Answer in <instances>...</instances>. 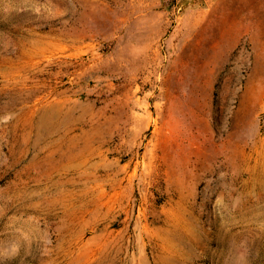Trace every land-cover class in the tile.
<instances>
[{"label":"rangeland","instance_id":"1","mask_svg":"<svg viewBox=\"0 0 264 264\" xmlns=\"http://www.w3.org/2000/svg\"><path fill=\"white\" fill-rule=\"evenodd\" d=\"M0 264H264V0H0Z\"/></svg>","mask_w":264,"mask_h":264}]
</instances>
